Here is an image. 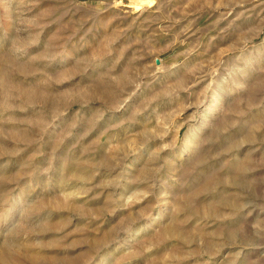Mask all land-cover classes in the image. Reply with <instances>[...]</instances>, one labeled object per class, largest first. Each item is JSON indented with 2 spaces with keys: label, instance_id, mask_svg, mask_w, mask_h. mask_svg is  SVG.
<instances>
[{
  "label": "rangeland",
  "instance_id": "374dc122",
  "mask_svg": "<svg viewBox=\"0 0 264 264\" xmlns=\"http://www.w3.org/2000/svg\"><path fill=\"white\" fill-rule=\"evenodd\" d=\"M0 264H264V0H0Z\"/></svg>",
  "mask_w": 264,
  "mask_h": 264
},
{
  "label": "bare ground",
  "instance_id": "6f19581e",
  "mask_svg": "<svg viewBox=\"0 0 264 264\" xmlns=\"http://www.w3.org/2000/svg\"><path fill=\"white\" fill-rule=\"evenodd\" d=\"M227 171V170H226Z\"/></svg>",
  "mask_w": 264,
  "mask_h": 264
}]
</instances>
